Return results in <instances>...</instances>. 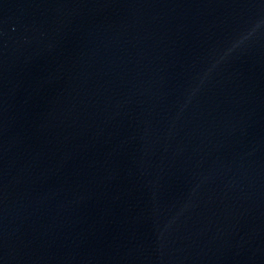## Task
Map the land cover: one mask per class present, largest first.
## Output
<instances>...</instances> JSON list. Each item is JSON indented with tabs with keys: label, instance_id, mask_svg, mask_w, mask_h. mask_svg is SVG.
<instances>
[{
	"label": "water",
	"instance_id": "water-1",
	"mask_svg": "<svg viewBox=\"0 0 264 264\" xmlns=\"http://www.w3.org/2000/svg\"><path fill=\"white\" fill-rule=\"evenodd\" d=\"M0 264H264V0H0Z\"/></svg>",
	"mask_w": 264,
	"mask_h": 264
}]
</instances>
